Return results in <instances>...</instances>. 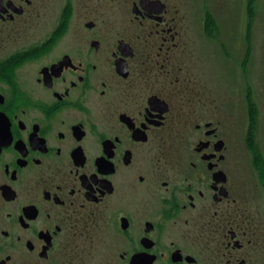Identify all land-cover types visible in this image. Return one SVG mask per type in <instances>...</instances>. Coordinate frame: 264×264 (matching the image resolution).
I'll return each instance as SVG.
<instances>
[{"label": "flooded vegetation", "instance_id": "flooded-vegetation-1", "mask_svg": "<svg viewBox=\"0 0 264 264\" xmlns=\"http://www.w3.org/2000/svg\"><path fill=\"white\" fill-rule=\"evenodd\" d=\"M182 5L0 0V264H264Z\"/></svg>", "mask_w": 264, "mask_h": 264}, {"label": "rangeland", "instance_id": "rangeland-1", "mask_svg": "<svg viewBox=\"0 0 264 264\" xmlns=\"http://www.w3.org/2000/svg\"><path fill=\"white\" fill-rule=\"evenodd\" d=\"M182 3L191 38L198 41L193 47V70L200 86L211 87L215 102L224 104L234 137L235 174L244 177L247 202L258 210L264 224V0ZM204 12H208V34ZM249 109L255 121L252 127ZM0 230H9L3 213Z\"/></svg>", "mask_w": 264, "mask_h": 264}, {"label": "trees", "instance_id": "trees-1", "mask_svg": "<svg viewBox=\"0 0 264 264\" xmlns=\"http://www.w3.org/2000/svg\"><path fill=\"white\" fill-rule=\"evenodd\" d=\"M252 119H253V118H252ZM251 127H252V125H251ZM251 137H252V136H251ZM250 140H251V139H250ZM250 140H249V145L251 144V143H250ZM250 147H251V145H250ZM251 148H252V147H251ZM254 156H257V154H256V155H254Z\"/></svg>", "mask_w": 264, "mask_h": 264}, {"label": "water", "instance_id": "water-1", "mask_svg": "<svg viewBox=\"0 0 264 264\" xmlns=\"http://www.w3.org/2000/svg\"><path fill=\"white\" fill-rule=\"evenodd\" d=\"M6 192H8V191L6 190Z\"/></svg>", "mask_w": 264, "mask_h": 264}]
</instances>
